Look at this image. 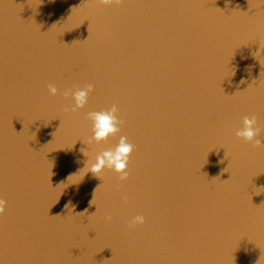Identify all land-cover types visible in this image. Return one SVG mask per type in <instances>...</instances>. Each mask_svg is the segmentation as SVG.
Returning <instances> with one entry per match:
<instances>
[{
	"label": "water",
	"instance_id": "95a60500",
	"mask_svg": "<svg viewBox=\"0 0 264 264\" xmlns=\"http://www.w3.org/2000/svg\"><path fill=\"white\" fill-rule=\"evenodd\" d=\"M113 104L121 132L88 145ZM252 115L264 144V0H0V264H264ZM120 136L128 180L87 173Z\"/></svg>",
	"mask_w": 264,
	"mask_h": 264
},
{
	"label": "clouds",
	"instance_id": "9594fccd",
	"mask_svg": "<svg viewBox=\"0 0 264 264\" xmlns=\"http://www.w3.org/2000/svg\"><path fill=\"white\" fill-rule=\"evenodd\" d=\"M96 2L104 6H111L113 4L119 5L123 0H96ZM48 91L52 96H56L58 93L57 87L53 84L48 85ZM93 91L94 86L92 84H87L82 89L77 87L74 91L71 89L64 91L63 96L65 98L71 96L74 101L72 105L65 107L64 111L74 113L83 109L88 103L90 93ZM118 113L119 109L116 104H113L110 109L88 112L86 118L91 123L92 135L87 139L86 143L88 145L93 143H104L107 142L110 137H115L120 133L124 121L118 118ZM260 133L261 128L258 126V118L252 115L251 117L245 116L243 118L242 128L239 129L235 135L246 144H251L254 148H261L264 147V144L258 139ZM134 149L135 146L129 142L126 136H120L118 144L114 148L100 152L95 156V162L88 160L84 169H87V173L91 172L93 176L97 178H100L104 170L107 169L113 171L119 177L120 182L127 181L129 178L128 165ZM81 151L84 152L83 149H81ZM84 155L87 156L86 152H84ZM93 199L90 201V205H93ZM127 200V196H124V203H127ZM5 206L6 201L0 198V217L5 213ZM65 207L67 208L68 205H65ZM83 213H87V209L78 214ZM105 220L110 222L112 216L106 215ZM144 223L145 217L143 215H137L129 222L128 226L130 229H134L138 225H143Z\"/></svg>",
	"mask_w": 264,
	"mask_h": 264
}]
</instances>
